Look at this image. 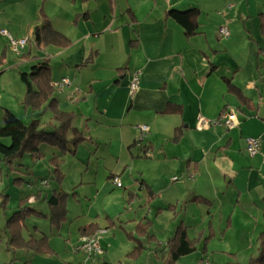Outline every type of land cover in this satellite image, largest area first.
I'll return each mask as SVG.
<instances>
[{"label": "crops", "instance_id": "0c3cea01", "mask_svg": "<svg viewBox=\"0 0 264 264\" xmlns=\"http://www.w3.org/2000/svg\"><path fill=\"white\" fill-rule=\"evenodd\" d=\"M42 5L69 45L34 43L38 12L34 25L25 23L28 49L15 55L19 65L10 69L28 72L47 60L52 81L67 77L70 84L54 95L61 110L73 112L71 128L83 139L70 142L74 152L62 157L63 176L49 193L46 178L13 182L21 187L26 182L24 196L40 190L29 200L38 212L44 213L45 198L53 192H64L67 203L63 220L39 216L43 221L33 223V232L27 218L22 223L23 236L46 237L51 254L11 250L5 226L9 216L3 214L0 239L10 263L23 259L32 264L60 253L67 259L74 255L81 264L82 254L75 251L79 228L90 223L102 252L87 264H162L155 246L166 245L179 226L197 242L192 253L198 258L189 264L245 263L256 256L257 236L264 231V0H42ZM18 6L17 0H0V25L22 37L24 24L15 15L23 20L26 5ZM190 8L198 10L196 33L187 36L165 13ZM222 26L227 36L219 33ZM12 35L0 29L2 52ZM135 70L140 71L139 87L130 96ZM0 98V109L11 110L10 101ZM47 105L24 109L25 121L39 118L51 126ZM227 111L236 114L237 126L196 127L199 115L213 119ZM140 124L148 130L138 145ZM257 136L259 151L251 156L246 138ZM27 158L26 163L16 160L13 169L39 175L31 167L41 160ZM141 241V254L128 256Z\"/></svg>", "mask_w": 264, "mask_h": 264}, {"label": "trees", "instance_id": "16d2710c", "mask_svg": "<svg viewBox=\"0 0 264 264\" xmlns=\"http://www.w3.org/2000/svg\"><path fill=\"white\" fill-rule=\"evenodd\" d=\"M87 1V0H82ZM198 10L190 8L187 10L170 9L166 11V16L173 18L183 28L185 35L196 33V25L193 18ZM40 24L33 29V41L38 47L47 45H56L66 47L69 45V39L56 31L50 24L48 18L40 9ZM20 81L24 85V96L22 105L25 108L37 110L41 105L48 101L47 108L52 117L51 130L40 121L39 118L31 119L25 123L17 117L11 110L3 109L2 124H0V165L4 164L6 169H13L16 160H22L24 157H30L32 160L43 158L41 144L48 143L58 148L59 153L52 156L49 162L53 166L54 180L59 181L63 176L59 164L63 156L73 153L70 149L71 143H78L83 139L82 134L76 128H71V122L74 117L73 112L63 111L58 107V101L54 95L55 89L51 86L52 76L50 65L47 60H42L33 65L28 72H19ZM233 90V89H232ZM72 131L73 137L70 139L68 134ZM5 139L9 143H5ZM1 171V166H0ZM23 180L21 177L14 179L17 183ZM40 193L37 190L34 195H27L18 200L17 209L7 218L5 226L8 229V246L11 250L20 249L30 250L35 253L51 254L53 250L46 237L39 239H26L22 234V223L30 213H36L38 216L52 220H63L65 217V196L64 192H53L45 198L50 207V212L44 214L36 211L28 204V201ZM7 197V195H5ZM1 199V206H4L6 199ZM95 224H87L79 228L81 235H91L94 233ZM150 239V237L148 238ZM258 253L249 258L245 263L237 261H228L225 264H264V231L257 236ZM158 251L162 254V264H175L176 261L184 255L190 254L196 250L197 242L195 238H189L186 229L179 226L173 237L169 238L166 245H157ZM144 243L141 241L127 254L130 257H138ZM98 264H110L101 261Z\"/></svg>", "mask_w": 264, "mask_h": 264}, {"label": "rangeland", "instance_id": "374dc122", "mask_svg": "<svg viewBox=\"0 0 264 264\" xmlns=\"http://www.w3.org/2000/svg\"><path fill=\"white\" fill-rule=\"evenodd\" d=\"M18 1V8L20 6H22L23 4L26 5L25 6V14L23 16V20L22 16L20 15H15V19L18 18V21H22V23L24 24V29H23V35L21 34L22 37H15L12 34H14V32L12 31V28L9 27L8 29H4L1 25H0V29L6 31L8 34L12 35V37L14 39H25L26 43L23 46V48H21L19 50V53H16L10 42H8V47L5 49V51L0 50V85L2 86V88L4 89V92L1 93V97L3 100H9L10 101V108L11 110H13V113L19 117L20 119H22L24 122H26V117L23 113L24 109H26L19 98H21L24 94V85L20 82V76L18 71H16L17 69L11 70V67L17 66L19 64H17L19 62V58L15 55H19L20 53L22 54L23 52H25L28 49L27 46V39H26V29H25V23L27 21H31L34 25L36 22V17H38V12H40V9L44 6L42 5V0H17ZM33 6H35L37 14H35L33 11ZM43 9V8H42ZM14 23H17V21H15ZM19 23V22H18ZM20 24V23H19ZM5 34V33H4ZM29 35V33H28ZM32 38V37H31ZM10 62V64L12 65H7V63ZM53 64V63H51ZM10 66V67H9ZM21 70H26L25 67L20 66L19 67ZM29 71V70H27ZM1 99V98H0ZM2 115H3V108L0 109V124H2ZM48 117V116H47ZM46 121V119H45ZM28 123V122H26ZM47 130H51V127H47ZM6 144L9 143L8 139L4 140ZM42 146V150L45 153V156H43L44 158H41L39 160L40 163L33 165L31 168L32 170L34 169V171H38L37 173L39 175H33L28 177L27 175H23L22 172L17 171L16 169L19 168V166L14 165V169L8 170L6 169V167L4 166V164L0 165L1 166V171H0V202L1 199H3V197H5V195H7V197H5L4 199H6V202L4 204V206H1L0 204V222L2 219V216L4 213H8V216H10V214H12L16 208H17V198L18 196H24L27 193V189L25 188V181H22V187L21 186H17L14 185V179L17 177H21V178H25L24 180H28L29 178L31 179V183L34 181L36 183H38V181L42 178H46L49 182H50V187L48 188V186L46 185L44 187V190L46 191V193H49L50 190L54 187H56V180H54L50 174V163L48 161V159L50 157H52V152H54L55 154L59 153L58 148L55 146H51L48 143H43L41 144ZM26 159H28L27 157H24L23 163H26ZM17 163V162H16ZM23 170V169H21ZM18 182V180H17ZM21 182V181H20ZM16 184V182H14ZM37 188V187H36ZM71 199H69L70 203ZM65 203H67V201H65ZM35 204V203H34ZM34 204H30L28 201L27 206L29 205L30 207H33L36 205ZM38 207L41 206V204L37 205ZM45 211L44 214H48L50 212V207L49 205L46 203L45 204ZM36 213H30L26 219L27 223H29L30 226V230L33 232L34 230V222L37 223L38 225L41 224V221H43V219H41L39 216H35ZM48 221V219H47ZM50 222V221H49ZM50 225L52 226L53 224ZM6 228V227H5ZM0 230H2L1 226H0ZM105 230H101L100 232H104ZM25 233V232H24ZM38 235V234H37ZM51 233H48V238H53L51 237ZM97 238L99 239V236L97 235ZM60 244H58L57 246L59 247ZM5 247L6 244L3 242V239H0V263L1 264H26L24 263L23 259L22 260H17V262L15 263H10V258L9 256L6 254L5 252ZM156 247V246H155ZM153 248L156 249V248ZM71 248V247H70ZM72 249V248H71ZM67 251H69V247L67 248ZM30 254H32L30 252ZM82 254V253H81ZM6 255V256H5ZM67 256H63L60 253L59 254H53V255H48V257H44V258H36L33 260L32 264H78V260L77 258L73 255H71L70 259H67ZM197 255L195 253H190L188 255H186L185 257L181 258L180 260H178L179 264H189L190 262H193L195 259H197ZM6 261V262H5ZM81 264H84V259H83V255H82V259H81ZM87 264V263H86Z\"/></svg>", "mask_w": 264, "mask_h": 264}, {"label": "built area", "instance_id": "2783aa9c", "mask_svg": "<svg viewBox=\"0 0 264 264\" xmlns=\"http://www.w3.org/2000/svg\"><path fill=\"white\" fill-rule=\"evenodd\" d=\"M219 33L222 36H227L228 30L225 26H222L219 28ZM25 43H26L25 39H14L10 37V44L16 53H19V50L23 48ZM139 77H140L139 70H135L131 73V78L128 84V91L130 96H132L139 87ZM69 84L70 81L67 77H63L57 81L51 82V86L55 90H62L63 87ZM217 124H222L227 128H233L237 126L238 119L234 112L227 111L218 118L211 119L199 115L196 120L197 128H204L206 126H215ZM137 128L140 130L141 135L137 138L136 143L140 145L141 144L140 141H142V135L148 130V126L145 124H140L137 126ZM260 143H261L260 136L246 138V150L248 154L251 156L256 154L259 151ZM113 182L115 183L116 186H121V182L118 178L116 177L113 178ZM75 251L82 253V255L84 256V264L90 261H94V259H96L102 252L97 235L96 234L82 235L80 237L79 244L76 247ZM195 264H206V263L196 262Z\"/></svg>", "mask_w": 264, "mask_h": 264}, {"label": "bare ground", "instance_id": "6f19581e", "mask_svg": "<svg viewBox=\"0 0 264 264\" xmlns=\"http://www.w3.org/2000/svg\"><path fill=\"white\" fill-rule=\"evenodd\" d=\"M255 155V154H254Z\"/></svg>", "mask_w": 264, "mask_h": 264}]
</instances>
